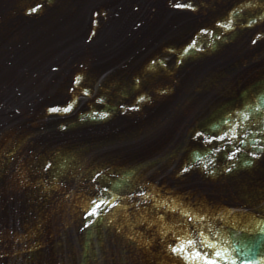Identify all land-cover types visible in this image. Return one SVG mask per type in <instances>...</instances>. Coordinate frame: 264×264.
Segmentation results:
<instances>
[{
    "label": "water",
    "instance_id": "obj_1",
    "mask_svg": "<svg viewBox=\"0 0 264 264\" xmlns=\"http://www.w3.org/2000/svg\"><path fill=\"white\" fill-rule=\"evenodd\" d=\"M189 240L264 264V0H0V264Z\"/></svg>",
    "mask_w": 264,
    "mask_h": 264
},
{
    "label": "snow or ice",
    "instance_id": "obj_2",
    "mask_svg": "<svg viewBox=\"0 0 264 264\" xmlns=\"http://www.w3.org/2000/svg\"><path fill=\"white\" fill-rule=\"evenodd\" d=\"M185 5L177 4L176 7H184ZM192 7V5H187ZM42 7L40 4H36L35 7H29L28 12H34ZM223 138V137H222ZM104 203V202H101ZM96 209H93L95 212ZM198 241L189 240L187 243H182L176 241L171 245L172 251L178 254H184L185 259L189 264H197V262H202V264H225L228 261V256L226 255L227 250H222L215 245H207L208 248L212 249L211 252H205L202 247H198ZM231 264H237L236 259L231 260ZM245 264H252L251 261L245 262Z\"/></svg>",
    "mask_w": 264,
    "mask_h": 264
}]
</instances>
